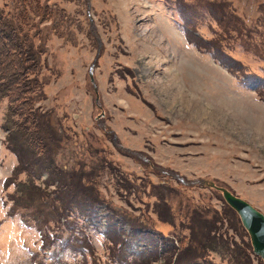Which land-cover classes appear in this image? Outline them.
<instances>
[{"label":"rangeland","instance_id":"obj_1","mask_svg":"<svg viewBox=\"0 0 264 264\" xmlns=\"http://www.w3.org/2000/svg\"><path fill=\"white\" fill-rule=\"evenodd\" d=\"M0 9L21 14L42 51L27 96L50 166L33 178L47 203L35 194L29 203L10 146L33 118L12 116L1 99L0 264H81L72 239L83 236L96 264H118L115 236L102 234L110 224L130 239L118 253L128 264H264L206 184L264 214V83H239L207 52L215 43L264 79V0H0ZM57 174L99 199L92 217L52 201Z\"/></svg>","mask_w":264,"mask_h":264},{"label":"trees","instance_id":"obj_2","mask_svg":"<svg viewBox=\"0 0 264 264\" xmlns=\"http://www.w3.org/2000/svg\"><path fill=\"white\" fill-rule=\"evenodd\" d=\"M17 17L18 15L10 16L0 9V100L8 99V110L9 114H11L12 116L16 114L20 115L21 113L29 111L32 114H28L25 117L27 118V121L28 119L31 120L30 117L33 118L31 122L34 123V129H31V127H20V125H18L17 130L19 133L16 135L14 143L12 144V147L10 146V148L19 159L16 172H26L28 178L30 179V181L26 182L27 185H23L21 187L22 189L20 190V192H26L28 190L30 195L29 203H34L35 197L33 195L35 194L38 202H40L41 204H46V200L40 199V197L43 199L46 197L42 195L43 193L40 188L35 186L33 183V178H35V176L38 178L41 176V170L43 167L45 170H48L50 168L49 164H47L46 162H40V153L44 150L46 142L42 135V132L39 129L41 128L42 117L40 118L41 121L39 122V125V123L37 122L39 117H36V113L33 110V107H31L32 98L29 99L27 96L29 92L33 90L34 86L38 85L36 75L38 73L40 66L39 64L41 62L38 56L42 51L35 49L33 47L30 36L27 33L23 32L22 25L20 23L22 15L20 14L19 21ZM198 48L200 47L198 46ZM208 49L213 52L214 58L219 60L220 63L225 66L230 72L243 75V77L248 76L249 78H253L252 76H249V74L242 71L243 68L240 63L233 60L228 55H224L219 45L212 43L210 47H208ZM253 80H256L257 82L256 86H254L255 84L253 85V88L257 90L260 79L255 78ZM20 131H23V134L26 137L25 139L26 141H28V143L26 141L21 143ZM25 144L26 148H23V145ZM35 165L38 166L37 169ZM56 180L58 181L57 187L60 188V192L57 193L56 196H51L52 201H59V207L67 211V216H69L71 212L77 208L78 211H84L82 212L84 213L83 218L88 219V217H92L90 215L94 213V208L101 205L99 199H97L93 195H88V192L83 190V184L78 182V180L76 181V179L67 181V176H59L57 174V177L54 181ZM65 195L67 196L63 197ZM50 206L52 208L53 205L50 203ZM42 227L44 228V234L48 236V239L49 236H51V241L55 240L54 242H56L58 236L54 235L53 232H51L50 228L47 225V222H43ZM103 234L106 235V237H109L110 235L115 236V240H113V246H115L116 244V246H119V249L113 247L112 257L114 258V261L117 260L118 264H128L127 257L120 256L118 253L130 239H125L124 235L120 232L116 233L115 227L111 224ZM78 239H72V241L75 242L73 250L81 255V264H96L90 240H88V238L85 236ZM247 248L248 250L251 249L249 244ZM183 254L185 253L182 252V249L178 248L176 254V262L184 260H178ZM143 262H145L144 259ZM243 262L244 264L246 262V259L244 257Z\"/></svg>","mask_w":264,"mask_h":264},{"label":"water","instance_id":"obj_3","mask_svg":"<svg viewBox=\"0 0 264 264\" xmlns=\"http://www.w3.org/2000/svg\"><path fill=\"white\" fill-rule=\"evenodd\" d=\"M90 79L93 82L91 73ZM206 184L220 191L225 203L237 213L241 225L249 236L254 255L258 256L264 263V215L227 189L217 187L209 182Z\"/></svg>","mask_w":264,"mask_h":264}]
</instances>
